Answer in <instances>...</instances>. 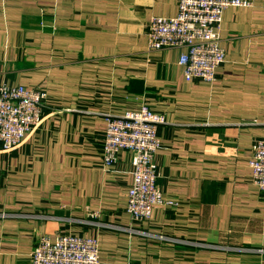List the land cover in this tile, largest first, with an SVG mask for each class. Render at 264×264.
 <instances>
[{"label": "crops", "instance_id": "1", "mask_svg": "<svg viewBox=\"0 0 264 264\" xmlns=\"http://www.w3.org/2000/svg\"><path fill=\"white\" fill-rule=\"evenodd\" d=\"M223 13L226 61L187 81V49L149 50L148 24L179 0H0V87L46 94L43 120L0 141V264H30L42 236L94 238L104 264H264V196L250 162L264 138V0ZM147 104L158 185L178 206L127 212L133 154L104 163L107 115Z\"/></svg>", "mask_w": 264, "mask_h": 264}, {"label": "built area", "instance_id": "2", "mask_svg": "<svg viewBox=\"0 0 264 264\" xmlns=\"http://www.w3.org/2000/svg\"><path fill=\"white\" fill-rule=\"evenodd\" d=\"M251 6L248 0H179L174 18L155 16L148 24V48L187 49L179 64L187 81L214 83L216 70L226 61L221 46L223 13L230 7ZM46 94L23 86L0 87V141L6 151L19 147L41 124ZM104 163H116L123 150L133 154L134 181L129 190L127 212L132 220L146 222L159 206H178L165 199L157 181L160 176L155 155L161 148L158 128L166 123L162 114L147 104L139 111L107 115ZM253 183L264 196V138L256 139L250 162ZM30 264H104L99 259L97 239L61 234L55 239L42 236L31 254ZM132 264V263H129Z\"/></svg>", "mask_w": 264, "mask_h": 264}]
</instances>
